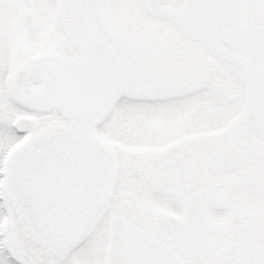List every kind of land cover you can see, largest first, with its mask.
<instances>
[{"label": "snow or ice", "instance_id": "1", "mask_svg": "<svg viewBox=\"0 0 264 264\" xmlns=\"http://www.w3.org/2000/svg\"><path fill=\"white\" fill-rule=\"evenodd\" d=\"M0 264H264V0H0Z\"/></svg>", "mask_w": 264, "mask_h": 264}]
</instances>
